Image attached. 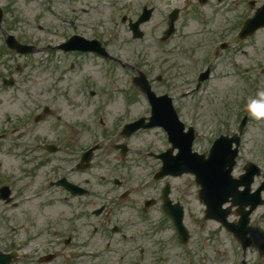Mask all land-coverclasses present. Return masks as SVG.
<instances>
[{
    "label": "rangeland",
    "instance_id": "obj_1",
    "mask_svg": "<svg viewBox=\"0 0 264 264\" xmlns=\"http://www.w3.org/2000/svg\"><path fill=\"white\" fill-rule=\"evenodd\" d=\"M247 1L249 0H240L238 3L240 15L251 11ZM116 2L117 0H0V6L4 9L0 29V176L14 175L25 192L17 195L20 198L16 207L0 203V234L5 233L0 237V250H9L10 243L6 236L11 230L8 228L23 222L25 213L35 203H31L30 191L38 185L31 182L28 171L31 170L40 180L54 173L48 166L42 165L56 158L55 153L47 151L40 155L41 160L27 159V164L25 151L29 150L20 142L28 141L29 137L47 142L45 140L61 138V133L64 136L62 142L66 138L71 147H85L93 140L101 141L100 138L107 132L121 130L126 119L137 118L148 111V104L139 93L140 90L132 85V74H135L133 70H113L111 74L101 57L89 53L67 52L58 47L75 32L97 34L100 37L95 39L103 45L116 27L119 33H124L127 37L128 29L120 20V5ZM128 2L131 4V1H126ZM262 2L264 0H259L257 6ZM159 6L163 7V4ZM111 11H114L113 15L109 13ZM110 21L116 23V26ZM154 23L155 21L150 25ZM4 31L15 35L21 44L31 45L33 48L19 53L11 51L7 47ZM149 32L159 31L154 26L149 28ZM258 33L254 37L255 54L264 61V29ZM144 71L154 85L159 84L155 81L158 73L156 69ZM260 71L257 69L253 73L239 70L236 73L222 67L215 71L212 81L194 94L201 105L203 122L200 127L196 126L194 150L200 153L209 151L212 142L220 134L236 131L252 98L257 100L255 105L264 106V69L262 74ZM4 76L15 79V83L4 85ZM114 85H117L116 90H113ZM177 86L179 91L186 89L182 85ZM93 92L96 94L92 95ZM28 94H42V106L36 108L35 103L30 102L27 97ZM187 100L192 101L189 97ZM44 106L47 110H44ZM30 109L36 111L29 112ZM68 121L70 124L66 125ZM18 128L21 133H25V137L19 139L15 134ZM111 138L114 141L116 134ZM126 140L132 148L128 157L121 159L120 155H115L117 150L113 147L110 149L107 145L96 151L98 158L92 171L96 174L113 173L110 179H121L120 176L126 175L125 179L145 182L147 186H140L136 190L137 195L128 199V216L131 211L135 212L131 208L135 207L134 199L158 198L161 189L169 181L173 191L178 190L177 194L174 193L175 197L185 205V221L191 231V242L182 245L177 236L174 237L172 223L160 205L150 211L153 222H143L140 228L144 234L151 233V236H144L136 242L137 246L130 243L128 250L132 251H128L123 259L117 255L118 261L113 257L97 258L96 255L107 250L108 242L95 240L90 250H73L76 255L90 251L91 256L76 258L65 255L54 264H83L88 261L91 264H190L191 258L183 256L187 253L195 256L194 262L205 264H264V206H260L252 215L248 229L254 241L251 247L243 251L233 233L217 221L205 219V204L199 198L200 186L193 174L187 173L156 182L149 176L158 165L142 152L145 148L159 146L164 142L161 130L142 131ZM66 156V153L61 156L63 161L60 165L67 163ZM248 160L262 166L263 175L257 180L259 182L264 177V118L257 119L251 113L234 170L235 176L244 171ZM79 177L83 179L86 174L79 173ZM50 194L49 192L48 196ZM63 207V204L53 207L50 205L40 212V221L46 228L52 219H58L62 211L60 208ZM230 219L237 220L238 215L233 213ZM19 232L18 236L22 239L23 231ZM142 248L145 250L144 254H141ZM130 253H135L136 256Z\"/></svg>",
    "mask_w": 264,
    "mask_h": 264
},
{
    "label": "flooded vegetation",
    "instance_id": "obj_2",
    "mask_svg": "<svg viewBox=\"0 0 264 264\" xmlns=\"http://www.w3.org/2000/svg\"><path fill=\"white\" fill-rule=\"evenodd\" d=\"M126 1H131V4ZM239 2L240 0H117V4L120 5L121 21L128 29L126 31L128 36L119 33V30H113L105 45L101 47L103 55L92 51L71 52L96 54L103 57L107 63H113L115 69H156L158 73L155 81L159 84L154 85V88L158 95L168 94L178 113L183 118L190 116L191 119L192 106L185 102L183 97L187 98V88L193 83L195 88L200 90L205 83L212 81L215 71L222 67L236 73L239 69H264V61L257 58L255 54L254 36L247 38L240 36L246 19L259 8L257 6L259 0L247 1L251 11L242 15L238 7ZM160 4H163V7H160ZM143 16L147 18L139 24L137 30H133L132 24ZM173 20L175 21L174 31L168 36L167 29L171 27ZM154 21L155 23L150 25ZM154 26L158 33L149 32V28ZM177 85L184 86L186 92L180 93ZM169 90L175 94H169ZM177 92L181 96L177 97ZM27 97L30 102L35 103L36 108L42 106L44 100L42 94H30ZM44 110H47V107L44 106ZM35 111L30 109L29 112ZM196 112L201 116L200 110ZM149 115L146 113L142 116ZM160 129L164 142L159 146L149 147L145 154L142 152L145 157L154 159L159 168L162 160L153 153L160 154L173 146L167 132L163 128ZM141 130L144 132L148 129ZM15 134L19 136V139L26 136L25 133H21L20 128L15 130ZM59 135L61 138L54 142L57 150L52 152L55 153L56 158L42 165V167L48 166L54 173L40 180L31 170L28 171L32 178L31 182L38 186L30 191L31 203H35L31 204V210L25 213V221L8 228L11 231L7 234L6 240L15 246L12 249L20 247L18 250L24 252L23 255H19V260L12 264H54L65 255L76 258L91 256L90 251L76 255L73 250H90L95 240L108 242L107 250H103L99 256L107 259L113 257L116 261L119 260L117 256L123 259L128 255L129 243L136 245L137 240H141L146 235L151 236V233L144 234L140 228L143 222H153L150 216L152 209L160 205L163 209L162 194L158 198L134 199L135 207L131 208L135 212L131 211L128 216V199L136 196L140 187L136 189L130 186L124 187L127 181H130L125 179L126 175L120 176L121 179L118 177L110 179L113 173H94L92 170L98 158L97 152L93 153L90 162L87 160L81 162V154L88 147L80 151L82 147H71L67 139L65 138L62 142L64 136L61 133ZM104 135L103 138L109 140L106 143L111 144V133L107 132ZM40 139L43 140V137L40 136ZM126 139L128 138L124 137L121 131L116 141H125L129 145ZM23 143L19 144L29 150V152L25 151L27 164L29 163L27 159L41 160L40 155L47 152V149L43 147L47 142H42L37 137L33 139L29 137V140ZM121 143L124 142H114L112 146L118 149ZM128 147V154L126 156L120 154L121 159L131 153V146ZM64 153L67 154V163L60 165L63 161L61 156ZM69 167L72 170L65 173L66 168ZM79 173L86 174V177L80 179ZM19 182L14 175L0 176V188L4 185L9 188V195L0 198V203L13 207L18 205L20 198L18 196L25 193ZM49 192L51 194L48 196ZM0 195H3V192L0 191ZM171 197V200H175V195L172 194ZM151 200L154 202L148 205L147 202ZM60 204L64 207L60 208L62 211H59L58 219H52L46 228L40 221V212L47 206L53 207ZM91 228L93 229L90 230ZM19 231H23L22 239L18 236L21 233ZM4 234H0V237ZM71 250L72 253H70ZM140 251L144 254L143 248ZM131 255L134 254L131 253Z\"/></svg>",
    "mask_w": 264,
    "mask_h": 264
},
{
    "label": "water",
    "instance_id": "obj_3",
    "mask_svg": "<svg viewBox=\"0 0 264 264\" xmlns=\"http://www.w3.org/2000/svg\"><path fill=\"white\" fill-rule=\"evenodd\" d=\"M262 13V12H261ZM2 9H0V21L2 19ZM252 23L264 25V14H258L255 18L251 20ZM10 46L17 51H27L32 49L28 46H23L16 41L15 38L11 37L8 39ZM137 84L142 87L146 92L150 93V86L145 80V76L142 74L137 80ZM157 118V117H156ZM247 117L244 118L240 130L243 131V128L246 124ZM240 136H235L230 139L228 136H223L217 140L216 144L212 149L210 158L206 159L202 155H196L189 153L186 147L183 149L181 155L177 159L168 160L164 166V172H173L175 174H180L184 171L194 172L198 181L201 182L204 186V190L201 192L202 197L205 199L209 205L208 217H216L226 223L227 227L235 232L239 239L243 243L244 249H246L250 244L251 240L247 238V231L245 230L246 224L249 222V215L252 210L259 204L262 203L260 196H256L251 199L246 204H252L250 210H246L245 207L239 208V214L242 216L243 220L239 225L228 224L226 222V216L230 212L231 207L224 211L221 209V205L229 198L230 195L234 196V204H241L243 200L239 195H249L246 191L241 194L238 193L237 187L241 182L232 181L229 177V174L235 163V156L237 155V150H233L232 142L235 140L239 143ZM186 156V158H185ZM255 166H251L248 170L251 174L255 172L253 170ZM259 172V170H257ZM248 177V176H247ZM246 178V177H245ZM249 191V188L248 190ZM181 226V217L178 219ZM184 232L182 231V237ZM13 254L10 256V260ZM3 257L0 254V262H2Z\"/></svg>",
    "mask_w": 264,
    "mask_h": 264
},
{
    "label": "clouds",
    "instance_id": "obj_4",
    "mask_svg": "<svg viewBox=\"0 0 264 264\" xmlns=\"http://www.w3.org/2000/svg\"><path fill=\"white\" fill-rule=\"evenodd\" d=\"M251 114L257 119L264 118V106H257L253 104L251 106Z\"/></svg>",
    "mask_w": 264,
    "mask_h": 264
}]
</instances>
